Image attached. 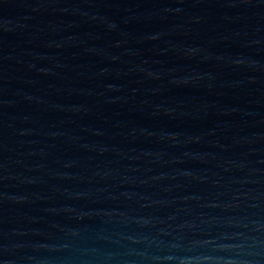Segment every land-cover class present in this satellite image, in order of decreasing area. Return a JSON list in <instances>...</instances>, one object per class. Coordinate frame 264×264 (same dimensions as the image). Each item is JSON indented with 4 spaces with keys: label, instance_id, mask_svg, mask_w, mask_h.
<instances>
[{
    "label": "water",
    "instance_id": "1",
    "mask_svg": "<svg viewBox=\"0 0 264 264\" xmlns=\"http://www.w3.org/2000/svg\"><path fill=\"white\" fill-rule=\"evenodd\" d=\"M0 264H264V0H0Z\"/></svg>",
    "mask_w": 264,
    "mask_h": 264
}]
</instances>
